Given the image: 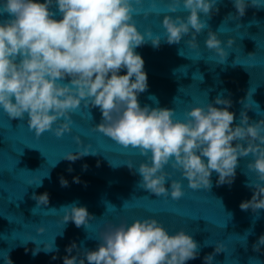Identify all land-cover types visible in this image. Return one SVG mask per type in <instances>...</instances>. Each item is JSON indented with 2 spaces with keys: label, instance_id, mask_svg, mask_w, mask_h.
Wrapping results in <instances>:
<instances>
[{
  "label": "clouds",
  "instance_id": "clouds-1",
  "mask_svg": "<svg viewBox=\"0 0 264 264\" xmlns=\"http://www.w3.org/2000/svg\"><path fill=\"white\" fill-rule=\"evenodd\" d=\"M218 2L169 0L170 12H177L182 3L190 15L175 19L165 16L162 25L167 43L178 44L191 32L192 39L187 44L198 49L196 36L208 27L200 13L209 16L214 8L219 12ZM250 2L261 6L260 0ZM142 3L143 0H2L0 14L7 13L10 18L0 22V108L13 119H22L27 113L28 125L36 137L52 131L53 125L64 118L54 129L60 138L72 131L71 113L82 102L85 107H99L102 122L94 130L124 148L138 149L148 158L150 162H142L138 169L131 161L127 166L142 177L139 185L156 196L169 195L166 183L172 173L165 168L170 163L182 172L191 189L210 190L213 172L218 174V185H231L239 158L251 154L254 159L247 168L257 180L248 185L254 193L250 200L241 202L240 208L257 213L264 209V119L249 123L247 113L241 112L240 124L233 127L235 113L229 111L232 101L221 96L214 104L226 107L211 103L193 107L186 112V120L175 119V109L141 107L138 96L148 89V75L136 49L148 41L158 48L162 41L151 29L147 34L139 30L134 16L143 11L147 17L156 10V0L147 11L136 7ZM248 4L249 0H234L239 17L246 14ZM53 5L62 19L54 18ZM234 43V38L228 39L227 48ZM205 46L221 58V63L226 62L229 52L216 32L209 30ZM122 69L127 70L126 74H120ZM67 77L70 83H63ZM254 92L249 90L247 99ZM75 139L82 145L79 136ZM234 141H238L235 146ZM89 154H93L91 145L78 153H67L64 159L75 162ZM73 182L80 183L79 177H74ZM60 183L67 187L69 182L61 177ZM170 195L173 200L185 195L181 180L171 179ZM33 199L37 206L50 202L47 192L33 194ZM62 208L66 211L64 224L72 221L81 227L94 219L85 206L73 203ZM38 231L43 233L45 229L40 227ZM243 239L246 241V237ZM100 240L96 250L84 252L87 264H186L196 259L200 250L199 243L184 229L169 234L159 220L151 217L110 225ZM262 245L264 235L254 250L259 251ZM76 247L75 242L67 247L69 255L63 258V264H85V259L78 262V257L71 255ZM225 248L222 242L217 243L215 252L204 257L205 264H211L215 254ZM40 251L37 247L33 254ZM44 251H53V244L46 245ZM7 264H13L10 257Z\"/></svg>",
  "mask_w": 264,
  "mask_h": 264
},
{
  "label": "water",
  "instance_id": "water-1",
  "mask_svg": "<svg viewBox=\"0 0 264 264\" xmlns=\"http://www.w3.org/2000/svg\"><path fill=\"white\" fill-rule=\"evenodd\" d=\"M168 2L156 0L152 14L145 17L141 11L134 16L141 32L147 34L151 29L162 38L158 48L148 41L136 49L148 75V89L138 96L141 107L175 109L174 118L186 120V112L193 107L209 103L226 107L214 104L221 96L232 101L229 111L235 113L233 127L240 124L241 112L247 113L249 123L264 119V0H260L259 7L249 0L243 17L238 16L234 0H219V12L214 8L209 16L201 12L200 18L208 27L196 36L198 49L187 44L192 39L191 32L178 44L167 43L162 25L165 16L175 19L190 15L182 3L177 12H170ZM151 6L152 0L136 5L144 11ZM52 11L55 19H62L58 7L53 5ZM9 18L7 13L0 14V22ZM209 30L218 34L226 48L228 39H235L227 48L225 63L205 46ZM252 53L255 55L249 56ZM126 71L122 69L120 74ZM70 79L62 82L70 83ZM249 90L255 92L247 99ZM71 118L72 131L63 137H56L54 129L64 118L53 125L52 131L36 137L28 125L27 113L22 119H13L0 108V264H7L9 257L13 264H63V258L69 255L66 249L74 242L77 247L71 255L77 256L78 262L85 259L87 264L84 252L99 247L101 233L110 225L150 217L159 220L169 234L184 229L199 243V256L186 264H205L204 257L213 254L221 242L225 251L216 253L211 264H264V245L259 251L253 247L264 235V209L254 213L240 208L241 202L250 200L254 193L248 185L257 180L247 168L254 159L251 154L239 158L231 185H218V174L213 172L210 190L191 189L182 172L170 163L165 170L172 173L171 179L182 181L185 192L180 200H173L171 179L166 183L168 196H156L139 185L142 177L127 163L131 161L138 169L142 162L150 161L138 149L124 148L94 130L102 122L99 107H85L82 102ZM77 136L82 145L77 143ZM243 143L247 147V142ZM88 145L93 154L75 162L64 159L67 153H78ZM61 177L69 182L67 187L61 186ZM74 177H79L80 183L73 182ZM45 192L49 194V204L37 206L33 194ZM73 203L87 207L94 219L81 227L72 221L64 224L66 211L62 207ZM40 227H44L43 233L38 231ZM51 244L53 251L45 252V246ZM37 247L41 251L34 255Z\"/></svg>",
  "mask_w": 264,
  "mask_h": 264
}]
</instances>
